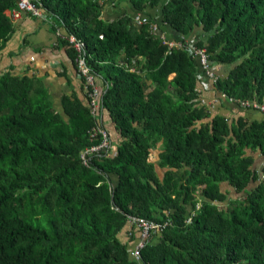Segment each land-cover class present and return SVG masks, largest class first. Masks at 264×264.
<instances>
[{
  "label": "trees",
  "instance_id": "16d2710c",
  "mask_svg": "<svg viewBox=\"0 0 264 264\" xmlns=\"http://www.w3.org/2000/svg\"><path fill=\"white\" fill-rule=\"evenodd\" d=\"M107 1L34 0L55 33L85 43L115 156L83 164L100 138L90 137L96 120L75 93L57 110L41 80L0 76V264H264V165L254 158L264 157V119L213 114L201 103L199 59L159 37L195 32L196 47L228 70L215 92L238 108L264 104V0H120L131 12L113 19L103 16ZM15 8L0 0V48ZM134 14L148 22L137 25ZM56 44L67 47L88 100L77 52ZM129 217L167 222L140 261Z\"/></svg>",
  "mask_w": 264,
  "mask_h": 264
},
{
  "label": "crops",
  "instance_id": "0c3cea01",
  "mask_svg": "<svg viewBox=\"0 0 264 264\" xmlns=\"http://www.w3.org/2000/svg\"><path fill=\"white\" fill-rule=\"evenodd\" d=\"M107 2L103 11L104 18L113 19L123 12H131V7L127 2L120 0ZM149 11L155 14L154 16L158 15L157 10ZM6 14L10 16L11 11H7ZM13 29L8 40L0 48V76L11 72L17 76H29L41 80L57 110L61 109L62 97L69 93H75L84 103H88L84 83L77 74L75 63L67 47L56 44L55 32L48 20L23 14L19 19L13 21ZM195 34V32L192 33L191 38ZM163 35L167 40L178 41L171 39L167 33ZM191 38L185 37V40ZM216 70L219 77L225 76L228 72L227 68L222 65H217ZM203 82L200 84L199 90L206 102L211 103L210 109L213 114L227 116L230 119L244 117L250 121L264 119V115L257 110L231 105L219 97L212 84L206 85ZM209 87L211 88L209 89ZM110 134L115 144V135L112 132ZM158 154L159 152L156 151L153 161H157ZM254 158L256 167L264 165V157L259 152L254 154ZM222 189L229 191V196L234 195L227 184H222ZM120 238L122 241H126L125 232L120 234Z\"/></svg>",
  "mask_w": 264,
  "mask_h": 264
},
{
  "label": "built area",
  "instance_id": "2783aa9c",
  "mask_svg": "<svg viewBox=\"0 0 264 264\" xmlns=\"http://www.w3.org/2000/svg\"><path fill=\"white\" fill-rule=\"evenodd\" d=\"M23 14H30L34 17H39L50 22L48 15L44 13L43 10L34 2V0H17V8L11 10L10 17L11 19L17 20ZM134 22L137 25H144L148 22L147 17L143 15H135ZM151 30L154 34H159L158 27L155 23H151ZM56 38L65 39L68 43L74 48L78 56L76 59L77 68L82 78H84L86 87L88 89V105L94 119L96 120V125L90 131V137L95 138L99 137V142L97 144L86 147L81 153V159L84 165H89L91 158L94 155L107 154L115 156L117 153L116 146L112 140L110 132L101 124L103 119V101H102V89L97 83L96 76L92 72L91 68L88 66L86 60V45L84 42L78 40L73 35H65L60 30H57L55 33ZM159 37L162 39L163 43L167 45L169 49H185L192 56L199 59V64L201 66V73L198 75L199 80L203 82L206 80V85H214L216 81L220 78L217 74L216 64L210 62L208 55L205 49H200L196 47L194 41L183 40L181 41H170L167 40L164 35L159 34ZM200 91V90H199ZM219 97L227 100L231 104H236L237 102L226 96V94H219ZM203 105L210 107L209 102H206L205 99L201 100ZM240 105L243 108L257 110L264 115V104L252 102V101H241ZM130 225H135L139 229V241L136 246L133 248L131 254L134 259L140 261V250L147 243L150 234L158 229H162L167 225V222L162 224L151 223L144 219H139L136 217H129ZM190 222V220H189Z\"/></svg>",
  "mask_w": 264,
  "mask_h": 264
},
{
  "label": "rangeland",
  "instance_id": "374dc122",
  "mask_svg": "<svg viewBox=\"0 0 264 264\" xmlns=\"http://www.w3.org/2000/svg\"><path fill=\"white\" fill-rule=\"evenodd\" d=\"M153 156H156V152L153 153ZM158 172H159V174H160L161 176L163 175V171H162V170H159Z\"/></svg>",
  "mask_w": 264,
  "mask_h": 264
}]
</instances>
